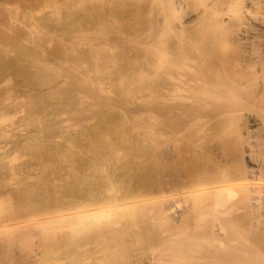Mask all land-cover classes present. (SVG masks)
I'll return each instance as SVG.
<instances>
[{
	"label": "bare ground",
	"instance_id": "1",
	"mask_svg": "<svg viewBox=\"0 0 264 264\" xmlns=\"http://www.w3.org/2000/svg\"><path fill=\"white\" fill-rule=\"evenodd\" d=\"M159 2L169 15L157 9L166 17L140 23L157 47L139 40L137 70L131 63L124 72L104 41L82 58L65 50L53 66L34 55L36 73L51 72L37 88L59 97L58 80L67 79L75 118L70 129L36 133L29 148L0 146V264L26 261L9 250L16 237L21 246L37 237L47 256L27 247L49 264H264V137L252 129L264 127V0ZM131 91L138 102L143 92L150 98L136 101L143 110L125 107L136 103ZM113 92L132 100L112 102ZM17 149L31 150L32 163L17 166Z\"/></svg>",
	"mask_w": 264,
	"mask_h": 264
},
{
	"label": "rangeland",
	"instance_id": "2",
	"mask_svg": "<svg viewBox=\"0 0 264 264\" xmlns=\"http://www.w3.org/2000/svg\"><path fill=\"white\" fill-rule=\"evenodd\" d=\"M163 1L166 2V0H163ZM160 4H161V6H160ZM162 4H163V2L160 3L159 0H97V1L95 0L94 2H92L90 4H88L87 0H0V16L2 15L1 17L3 19L2 20L0 17V35H1L0 36V43L2 41L1 37L7 36L5 38L6 42L3 43V41H2V43H1L4 45L0 44V101L7 104V108H5V109L8 110V111L5 110L6 112L0 113V116H5L7 114L8 118H12V119H9L10 120L9 122H8V119H5V121H3V124L0 123V131L3 134L7 133V131H8V133H7L8 136L9 135L11 136V137L9 136L10 138H8L7 134H6V136H5V134L3 136L2 133L0 132V135L2 136V137H0V138H2L0 140V143L4 140L2 142V144H0V146L4 145L5 142H7L6 143L7 145L10 144L11 146H14L15 144L19 145V143H20V145H23L27 141L24 145L27 144L26 146L28 147V144H30L28 141H30V139H33V136L36 137L35 135H36V133L38 134V132H40V133L44 132V134H45V131L47 132V134H50L53 132L52 130H55L56 132L57 131L62 132L63 130H66L68 128L70 129V127H68V126L72 127V125H73V123H71V122H73L72 120L75 118V117L73 118V116L75 114L71 111L73 109L70 110L69 104L67 103V100H68L67 97L68 96H66L64 98V96H65L64 94H67L65 91L70 92V90H72L73 88L71 87V85L68 86L69 81H67V79L62 77V78H59V80H58L62 84L59 85L60 87L58 86L55 89V90L58 89L56 92L60 91L61 94L59 95V97L58 96H54L55 98L54 97H52V98L46 97L47 95L50 96V94H47L46 91H42V90H40L41 91L40 92L39 89L37 88V85L35 84L36 81L38 80L37 78L38 77H42L43 79L48 78L47 76H49L51 72L49 74H47V76H46V74H41L39 72L36 73V70L34 69L35 65L33 64L34 60L37 59V57H34L35 54H36L35 56H41L40 58H43V59L45 58L44 60L47 61L46 64L53 66L54 65L53 63H55V61H56L55 58L58 61L59 56L62 53H64L65 50H67L66 52H68V53H66L67 54L66 56H68V54H72V51H74L75 53L73 52V55H69V56H71V57L74 55L77 56V54L79 56L80 53L84 52L83 56L80 54V57L81 56L84 57V56H86L88 51H90V48H92L91 46H93V47H97L98 45L104 46L105 45V44L103 45V41H104V43H106V42L108 43L107 44L108 46L107 45H105V46L107 48L109 47V49H107L106 47H104V48H106L110 52L111 51L113 52V54L111 53L113 55V58H114V56L116 57L117 60H118V58H122V59L118 60V64L120 67H123L122 69L124 70V72H126L125 69H127L132 64H134V65L137 64L136 69H135V70H137V68L138 69L140 68L139 67V65H140L139 61L143 57V55H142L143 53L141 51L142 47L140 45L139 40H141V41L143 40L144 42L147 41V45L149 46V48L154 49L155 47H157V45H156L157 41H154L153 38H148L147 33L145 32V31H147L146 27H148L146 25L149 24L148 22L146 23V21L154 15L155 16H157V15L163 16L164 15L163 12H165V13L167 12L164 10L165 7L164 8L162 7ZM164 6H165V4H164ZM188 6H189V4H188ZM150 8H151V10H150ZM184 8L178 9L177 12L173 14V16L176 18L179 14L180 15L183 14V10L184 11H185V9L187 11L189 10L187 8H185V9ZM157 9L163 10V12L161 11L163 14L158 13V12H160V10L156 11ZM154 10H155V14H154ZM148 13H149V15H148ZM150 13L152 14L151 16H150ZM165 15H169V13L168 14L166 13ZM165 15L163 17H166ZM147 16L149 18H147ZM179 17H177V18H179ZM102 19L104 20L103 22H102ZM105 21H106V23H105ZM141 22H142V24L146 23L145 29H140V23ZM136 24H138V25H136ZM35 26L40 27L39 29H38V27H36L39 32L37 31V29H35ZM97 26H98V28H97ZM103 26H104V28L102 29L101 27H103ZM165 27H167V26H165ZM167 28H165L166 31L169 29V28L168 29ZM105 30H106V32L108 31L107 33L109 35L105 32ZM36 31L38 34H40L39 35L40 37L38 36V34H36ZM98 32H100L101 34ZM104 32L107 36L104 34ZM111 32H112V34H111ZM163 33H165V32H163ZM119 40L121 43L119 42ZM79 45L81 46V48L78 47ZM71 46L74 50H72ZM22 47L24 48V52H25L24 54L25 55L27 54V57L24 58L25 59L24 61H23V57H25V56L22 54L23 53V50H21ZM75 48L79 53L77 51H75ZM81 49H84L85 51L82 50L83 51L82 52ZM31 51H32V53H31ZM86 51H87V53H86ZM29 53L33 54L34 58H32V56H31V60L33 59L32 61L30 60V58H28ZM44 53H45V56H44ZM31 54H29V55H31ZM111 54H109V55H111ZM64 55H65V53H64ZM116 55L120 56V57H117ZM58 68L59 67L54 66V69H58ZM36 74H37V76H35ZM63 89H64V91H63ZM76 89H77L76 91L78 93H80V95H81V97H83V99H85L89 102H92V103H96L95 100H97V99H94V98H96V96H94L90 93L88 94L87 91L84 92V89L81 90L80 87H76ZM135 89L137 90V88H135ZM136 90L134 92L138 93L139 90L138 91H136ZM146 90H143V91L145 92ZM132 92L133 91H131L130 94ZM144 92H143V95L146 93V92L145 93ZM113 94H115V96L112 97V102L115 101V99H117V97L120 99H124V98L128 99L129 98V100H132V96H129L130 94H126V92L124 93L125 95L122 94V96H120V97L118 96V94H119L118 92H116V93L113 92ZM133 94L134 93H132V95ZM139 94H140V92L138 93V95L135 94V96L137 98H139V100H140L141 97H139L140 96ZM147 94H148V91H147L146 95ZM126 95H128V96L126 97ZM143 95H141V96L144 97L145 99L147 97L146 101H148L150 99V98H148V96H146V95L143 96ZM39 96L40 97L45 96L44 100H46V102H45L44 106L46 108L45 107L41 108V106L38 105L37 98ZM135 96H134V99L132 100L134 103L137 101V98H135ZM40 97H39V99H40ZM60 97H61V99H60ZM62 98H63V100H62ZM145 99H144V102H143V100H141L142 102H140V101L139 102L137 101V102L141 103V105L145 104V102H146ZM65 102L67 103V105L65 104ZM97 102H98V100H97ZM99 102H100V100H99ZM137 102L134 105H133V103H131L132 105L129 103L130 106L126 105L125 107L127 108V110H128V108H130L131 110L132 109L135 110V111L132 110L133 112H138L139 108L137 110L136 105L140 106V104H138ZM47 103H49V104H47ZM37 105L40 107H38ZM30 106H34V107H30ZM62 108H63V111L61 110ZM141 109H142V107H141ZM69 110L71 112H69ZM127 110H125L124 112H126ZM144 111H145V107H144ZM57 112H59L58 115H57ZM2 114H4V115H2ZM44 117L47 120H44ZM31 119H33V122ZM6 120H7V122H6ZM26 121H28V122H26ZM11 122H13V123H11ZM7 123H9V124L6 125ZM42 123L44 124V126H42L43 125ZM11 124H14V125H11ZM39 124L43 128L45 127L44 131L42 130L43 128L40 127ZM15 125H17V126H15ZM29 125L31 126L30 128H29ZM46 125L49 128H52L51 131H50V129H48V127ZM53 125L55 128L53 127ZM4 126L5 127L9 126L10 128L8 127L9 128L8 129V128H5ZM14 126H15V128H14ZM56 126H57V128H56ZM36 129H37V131H36ZM252 129L254 130V134L257 135L258 138L264 137V127L253 125ZM22 131H23V133L24 132L25 133L22 134ZM31 135H32V137H31ZM45 138H44V140H45ZM52 138H50V139L46 138L45 143L47 140H48L47 144L51 143V142H53L54 144H55V142L56 143L59 142V139H58L59 137L56 140L52 139ZM54 138H56V137H54ZM13 139H14V141H13ZM51 139H52V141H51ZM62 140L63 139L61 138L60 139L61 143L63 142ZM30 142H32V141H30ZM60 142H59V144H61ZM12 143H13V145H12ZM6 144L4 146H7ZM47 144H46V146H49ZM30 145H29V147H30ZM50 145H52V143ZM16 151H18V152H16V155L18 153L22 152L21 154L18 155V156H20L19 157L20 159L15 154H12L13 156H11V159H13L14 162L16 160H18V161H16L17 166L18 165L24 166L23 163L26 165L32 163V160H33L32 156L28 158V156L32 155L31 153L28 154V152H31V150H28V152H27V151H24V149H23L22 151L20 150L21 151L20 152L17 149ZM25 154H27L28 156ZM14 156H16L18 159L15 160ZM12 157H14V158H12ZM9 161H11V160H9ZM22 161H23V163H22ZM26 161H28V162H26ZM12 164L14 165L16 163H12ZM0 215H1L0 219L4 218V216H5L2 213V211L0 212ZM14 238L12 240H14ZM16 238L18 239V237H16ZM17 239L14 240V241H19V242H17V244L15 242V244L17 245L16 248H13L12 246H9V245L7 246V249L12 247L9 250L10 251L12 250L14 253L16 252V249L18 248V246L23 250V248L25 246L27 247L30 245L29 247H31V248L33 247V251H37L36 253H38V254L41 252L40 249H42V251L44 248H45V250L49 249V248L45 247L44 243H42V245H41V242H39V240H36V239H38L37 237L35 239H34V237L32 238V240L36 241V243H34L35 245L33 244L34 246H32L33 242L31 243V241H28L27 244H25V246H23L24 243H26V242H24L22 245L23 247H22L21 245H18L19 243H21L20 239L19 240H17ZM13 242H11V243L14 246ZM12 244H10V245H12ZM43 245H44V247H43ZM27 248H26V251H24L25 249L23 251H21V249H20V252H19V250H17L18 254L12 253L13 254L12 257H14L16 260L18 258L19 261H20L19 258L26 259V261L24 259H22V260H24L23 264H29V263L30 264H40V262H41V264L46 263L44 261V257L46 259L48 250L46 251V253L41 252V254L43 253V255H46V256H43V259L41 258V256L38 255V258L40 257V259H41V260H39L37 258V254L32 253L33 251L31 248H28V250L30 249L33 257H31V256L27 257V255L28 256L31 255L30 251H28ZM36 248L38 250H40V252H38V250H36ZM19 253H20V255H19ZM18 255H19V257H18ZM34 255H36V256H34ZM25 256H26V258H25ZM74 256L77 257V255H74ZM74 256H73V259H74ZM35 257H36V260L38 259V261L33 259ZM31 258H32L33 263L31 261ZM53 259H57V258H53ZM69 259H71V260L69 261L67 259L68 260L67 262H69V264H70V262H72V258H69ZM16 260H14V261H16ZM18 260L16 262H18ZM28 260H30V261H28ZM77 260H79V259H76L73 262H76ZM34 262H36V263H34ZM60 262L63 264V261H60ZM46 264H49V262ZM50 264H52V263H50ZM64 264H65V262H64Z\"/></svg>",
	"mask_w": 264,
	"mask_h": 264
}]
</instances>
